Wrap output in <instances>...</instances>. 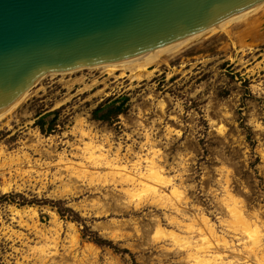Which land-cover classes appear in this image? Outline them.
<instances>
[{
    "label": "rangeland",
    "instance_id": "1",
    "mask_svg": "<svg viewBox=\"0 0 264 264\" xmlns=\"http://www.w3.org/2000/svg\"><path fill=\"white\" fill-rule=\"evenodd\" d=\"M219 27L163 52L141 74L45 75L1 117L0 264H195L167 238L151 239L153 217L170 229L163 219L170 212L150 206L146 191L126 198L100 177L106 168L88 166L95 174L83 178L70 173L66 166L80 168L77 148L88 141L81 127L98 140L108 136L111 151L120 146L131 162L146 153L148 130L169 175L184 162L190 201L183 209L201 208L216 225L219 170L230 168L232 192L264 221V3Z\"/></svg>",
    "mask_w": 264,
    "mask_h": 264
},
{
    "label": "water",
    "instance_id": "2",
    "mask_svg": "<svg viewBox=\"0 0 264 264\" xmlns=\"http://www.w3.org/2000/svg\"><path fill=\"white\" fill-rule=\"evenodd\" d=\"M264 0H0V117L41 77L199 36Z\"/></svg>",
    "mask_w": 264,
    "mask_h": 264
},
{
    "label": "bare ground",
    "instance_id": "3",
    "mask_svg": "<svg viewBox=\"0 0 264 264\" xmlns=\"http://www.w3.org/2000/svg\"><path fill=\"white\" fill-rule=\"evenodd\" d=\"M190 39L192 38L184 39L122 61L86 68L99 69L108 75H113L117 70H121V74L126 70L139 71L140 73L142 70H147L150 64L157 62L163 52L172 51ZM147 72L150 73L149 71ZM66 73L69 72L60 74ZM55 74L57 73L50 75ZM161 102L163 103V101ZM161 102L159 106L162 109L164 105ZM224 127L220 125L216 130L223 132ZM90 130H85L82 127L78 128L81 140L84 138L88 139V141L83 142L82 146L77 148L80 152L77 154L80 161H76V163L80 168L78 169L72 165L69 160L67 162L71 163V165L66 166V168L70 170V173L75 178H83L88 174H95L88 170V166L91 165L96 168H106L108 171H100V177L105 181L111 182L114 188L119 186V190L129 199L136 196L140 190L146 191L145 194L150 206L170 212L164 213L163 218L166 220L164 222L171 227L170 229L162 225L161 217H153V223L148 227L152 231L151 239L167 238V241L170 240L173 246H179V249L184 250L185 253L182 257L184 260L193 261L195 264H212L214 262L218 264H239L240 261H244L245 264H252L250 260L255 261L257 264H264V221L261 220L259 211L254 210L250 212L245 201L232 192L229 177L232 170L230 168L224 166L219 170L221 173L223 172L222 176H224L221 185L222 196L219 197V204L221 206L219 208L223 212V216H219V225H216L201 208L195 214H187L186 210L183 209V207L189 205L190 201L187 194V185L183 183L184 162H180L182 170L178 174L174 176L169 175L168 169L161 162L164 160V154L160 149L155 147L156 141L152 139L151 133L148 130H145L144 133L146 141L140 145V149H146V153L136 154V160L133 162L120 156V146H117L114 153L111 151V143H109L108 136L103 135L105 136V139H103L105 141L98 140L97 136L92 134ZM166 130L168 135L175 132L171 128H167ZM175 133L180 134L177 131ZM105 142L108 143V147H106ZM262 158L264 160V153L262 154ZM97 176L99 175L97 174ZM176 179H179V181L177 182ZM217 182L221 183V180L217 179ZM166 189L167 192L165 191ZM74 191L76 192V190ZM100 204L102 205V203ZM51 215L55 217V214L51 213ZM112 223L115 224L117 221L114 220ZM56 225L58 224L56 223ZM218 226H220V230H218ZM135 230L137 232L140 231L137 225L135 226ZM108 236H111V234ZM238 245H241V247L238 248ZM220 248L221 250L235 253V255L231 256L226 253H220ZM166 249L171 250V247H166ZM242 255L244 256L242 257Z\"/></svg>",
    "mask_w": 264,
    "mask_h": 264
}]
</instances>
